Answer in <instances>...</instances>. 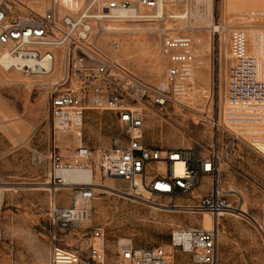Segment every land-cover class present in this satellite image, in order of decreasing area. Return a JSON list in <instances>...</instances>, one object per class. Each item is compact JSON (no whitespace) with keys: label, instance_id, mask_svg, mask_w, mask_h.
Wrapping results in <instances>:
<instances>
[{"label":"built area","instance_id":"1","mask_svg":"<svg viewBox=\"0 0 264 264\" xmlns=\"http://www.w3.org/2000/svg\"><path fill=\"white\" fill-rule=\"evenodd\" d=\"M190 1L0 0V55L27 60L10 67L48 79L44 87L52 127L72 137L64 148L54 144L46 155L43 183L49 196L47 215L55 230H83L92 218L98 185H108L105 181L113 178L128 184V190H120L123 195L145 198L166 209L211 214L212 228L204 227L202 215L200 225L174 230L171 245L189 253L197 264H219L218 218L240 211L221 184V163L228 162L241 143L260 152L258 145L264 144L260 73L264 42L258 39L254 47L249 34L250 27L264 31V9L246 10L239 16L243 26L230 32L233 62L223 105L213 120L225 140L217 138L208 149L200 143L189 148L155 145L145 137L148 110L164 108L194 84L201 38L188 33L164 36L160 49L164 77L156 83L146 82L125 65L117 56L120 41L107 38L108 22L155 21L169 5L186 11ZM89 110L110 111L116 118V130L104 148H93L86 135ZM73 170L89 179L69 181L65 173ZM160 199L169 202L160 204ZM81 233L87 257L69 264H174L163 246H135L132 240L128 247L119 241L109 258L102 228Z\"/></svg>","mask_w":264,"mask_h":264},{"label":"rangeland","instance_id":"2","mask_svg":"<svg viewBox=\"0 0 264 264\" xmlns=\"http://www.w3.org/2000/svg\"><path fill=\"white\" fill-rule=\"evenodd\" d=\"M245 1L213 0V20L208 25L204 22L206 0H191L186 11L170 6L172 15L184 17L123 22L126 26L139 23L151 27L135 39L136 44L131 39L138 34H116L121 43L117 56L146 82L156 83L164 77V58L160 53L164 36L188 33L203 43L198 59L201 63L195 68L190 89L164 108L148 110L145 137L149 143L174 148L200 143L208 149L217 138L225 140L213 120H217L223 105L233 62L229 35L233 28L243 26L239 16L246 11L230 4ZM216 22L224 28L215 31L212 23ZM253 30L249 28L251 44ZM127 41L133 46L128 48ZM47 81L14 69L8 71L0 65V186H7L0 187V264H52L54 260L59 264L80 263L87 257L81 231L93 227L104 230L109 258H113L117 243L127 239L135 246H163L174 264H197L189 253L173 247L171 238L181 226L200 225L203 214H192L183 207L166 209L145 198L106 193L104 187H97L92 218L83 224V230H55L47 215L49 196L43 184L46 155L54 144L64 148L72 137L52 127L44 87ZM116 127V118L110 111L89 110L86 114V135L93 148L108 146ZM258 146L262 152L241 143L234 156L221 163V184L232 193L231 202L239 205L240 211L226 212L218 220L219 264H264V144ZM71 178L88 180L79 173H73ZM117 183L128 190L127 183ZM61 194L71 196L67 191ZM210 221L203 217L206 226Z\"/></svg>","mask_w":264,"mask_h":264},{"label":"bare ground","instance_id":"3","mask_svg":"<svg viewBox=\"0 0 264 264\" xmlns=\"http://www.w3.org/2000/svg\"><path fill=\"white\" fill-rule=\"evenodd\" d=\"M199 1H203V0H199ZM206 1H207L208 8H207V10H205V13H206L205 19H206V21H204L205 19L203 21L205 23H207V25H208V23L211 20H213L212 19V8H211V5H212L213 0H206ZM230 5L236 6L237 7V10H251V9H255V8H263L264 9V0H246L245 2H238V3L230 4ZM170 6L171 5H169L167 8H164L162 10V12L160 13L161 18H164L165 16H176V17H184L185 16V15L183 16L181 14H176V15L174 14V15H172L171 12H170ZM202 14H203V12L201 13L200 16H202ZM125 20L126 19L116 20V21L108 22L107 23V29H108V32H109V34L107 36L108 39H115V40L118 41L116 34L128 32V33H131V34H138L136 37H132V39H131L132 42L134 40V44H136L135 39H139L142 36L143 32H147L149 29H151V27L145 28V27L141 26L142 24H139V23L136 24V26H126L127 24L126 23H123V22H126ZM158 20L159 19H157L155 21H158ZM131 21H134V20H131ZM147 21H149V20H147ZM207 27H209V26H207ZM212 28L215 31H218V30L220 31L224 27H223V25L218 24V22H216V23H212ZM253 31H254V34H253L254 42H252V44H254V47H255L256 44H257V40L258 39L264 42V31H261V30H253ZM132 42L127 41L128 48L130 46H133V43ZM254 51H256V49H254ZM263 62H264V57H262L261 62H260V67H261L260 73H261V75H264V65H263ZM23 63H27V60L22 59V58L12 59V58L8 57L7 55H5L4 52H1V55H0V65L3 68H5L6 70L10 71L11 70V67L10 66L13 65V64H16L17 66L20 67ZM16 71H18V70H16ZM18 73H21V72L18 71ZM73 173H79V176H82L83 175V176H86L89 179L88 175H86L82 171H80V170H73V171H68V172L65 173V176H66V178L69 181H74L71 178ZM109 180H112L114 182L113 183H110L108 185H102V184H100L98 186L104 187V192H106V193H110V194H113V193L114 194H121L120 193V190H122V188H121V186L118 185V183H117L118 180L113 179V178H111ZM34 184L37 185L38 183H34ZM0 187L2 189L7 188V186L5 185V183H2V185ZM41 189H44V187H41ZM1 194H2V192H0V197H1ZM204 213H205V215H208V216H204ZM221 215L222 214H220V216ZM220 216H219V218H220ZM203 217H204V221H206L207 219L211 220L210 221L211 222L210 225L209 226H206L205 224H203L204 227L205 228H208V229L209 228H212L213 225H214V217L211 214L207 213V212H203ZM120 242H121V246L122 247H128L129 246V240H127V239H122V240H120Z\"/></svg>","mask_w":264,"mask_h":264},{"label":"crops","instance_id":"4","mask_svg":"<svg viewBox=\"0 0 264 264\" xmlns=\"http://www.w3.org/2000/svg\"><path fill=\"white\" fill-rule=\"evenodd\" d=\"M224 257H222V261L225 262L226 260L223 259ZM221 259V256H220V251H219V260Z\"/></svg>","mask_w":264,"mask_h":264}]
</instances>
